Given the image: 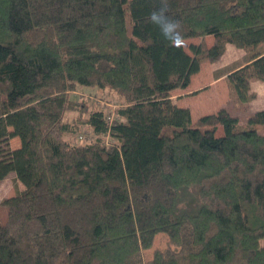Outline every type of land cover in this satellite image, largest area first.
<instances>
[{"label":"trees","instance_id":"16d2710c","mask_svg":"<svg viewBox=\"0 0 264 264\" xmlns=\"http://www.w3.org/2000/svg\"><path fill=\"white\" fill-rule=\"evenodd\" d=\"M164 5L214 41L173 46L150 20ZM228 43L248 52L227 71L245 106L264 0H0V181L25 184L0 204V264H264V108L194 120L171 94ZM79 86L116 93L115 118ZM70 111L97 138L71 141Z\"/></svg>","mask_w":264,"mask_h":264},{"label":"rangeland","instance_id":"374dc122","mask_svg":"<svg viewBox=\"0 0 264 264\" xmlns=\"http://www.w3.org/2000/svg\"><path fill=\"white\" fill-rule=\"evenodd\" d=\"M203 39L207 44H209L211 41H214V37L212 35H209V36H206L205 38L192 37V38L182 39L181 43L185 46L187 50H190L191 43H199ZM228 44H231V43H228ZM246 55H248V52L246 51L245 48L237 47L236 45L232 44V46H230L226 55H224L222 62L225 63V65H229V66H225L226 68L230 67L228 70H232L233 68L232 66L235 63L244 60L246 58ZM234 61H237V62H234ZM204 63H205L204 68L205 70H207L208 61H205ZM208 76H210V74H208ZM253 82H254V85H251L252 89L256 93L257 91H259L260 95L258 94L252 101H250L245 106L243 104L236 102V100H234L230 92V87H229V92H228L227 87L225 86V82L222 84L224 85L223 86L224 88L220 89V91L217 92L220 94L223 93V95L224 94L226 95L225 96L226 98H229V101L227 102V107L235 111L238 110L237 112L242 117V119H244L246 115L250 113V111L253 108L264 106V82L259 81V80H255ZM71 97L72 99L80 101L81 104L84 103L86 108L89 109V111L92 109L93 110L103 109L106 113L110 115L111 120H113V118H115L116 116L115 115L116 109H118L122 105L121 99L116 93L112 92L109 89L102 90L97 87H91V86L89 87L79 86L76 90L71 92ZM211 110H216V107L211 108ZM78 113L79 112L77 111H70L66 114V118H67L66 120L71 122V124L75 128L67 134V137H69L70 140L75 143H81V142L85 143L87 141L97 138L98 135L94 133L92 128H90L88 125L82 122V119L78 116ZM219 127L220 128L218 129V133H222L223 132L222 125H219ZM102 138L110 142V138L108 136H102ZM18 143L20 144L21 142H18ZM10 144H11V147H14L16 145L14 137L10 139ZM18 188L24 189L25 184L17 180L16 174L13 172L10 173L3 181H0V204L3 201V199L15 195ZM164 242H165V238L162 236L157 239L155 246L162 247L165 245ZM151 252H152V249H151Z\"/></svg>","mask_w":264,"mask_h":264},{"label":"crops","instance_id":"0c3cea01","mask_svg":"<svg viewBox=\"0 0 264 264\" xmlns=\"http://www.w3.org/2000/svg\"><path fill=\"white\" fill-rule=\"evenodd\" d=\"M212 42L213 41L209 44ZM230 46H232V44H227L225 53L219 60L207 63V70H205V63H203L200 71L193 74L191 83L186 88H178L171 92L173 101L179 106L188 107L191 110L194 120L202 115L217 112L222 107H227L229 98H226L225 94L223 95V93L220 94L217 92L224 88V85H222L224 82L229 92L227 71L230 67L226 68L225 66L229 65H225V63L222 62V59L228 52ZM246 60L247 55L242 61H234L237 63H235L232 67H239L245 64ZM208 74H210V76H208ZM251 85H254V82L251 83ZM258 94L260 95L259 91H257V95ZM213 107H216V110H211ZM262 108H264V106L253 108L250 112ZM14 138L16 145L13 148H16L20 145L18 143L20 142V139L17 136Z\"/></svg>","mask_w":264,"mask_h":264},{"label":"clouds","instance_id":"9594fccd","mask_svg":"<svg viewBox=\"0 0 264 264\" xmlns=\"http://www.w3.org/2000/svg\"><path fill=\"white\" fill-rule=\"evenodd\" d=\"M166 13L167 6L164 5L159 11H153L150 14V20L159 27L165 39L169 40L173 46L179 47L183 39L181 33L178 31L180 23L179 21L169 19Z\"/></svg>","mask_w":264,"mask_h":264}]
</instances>
